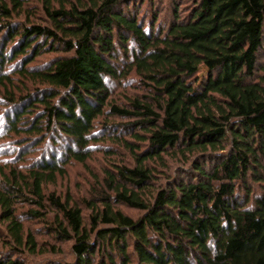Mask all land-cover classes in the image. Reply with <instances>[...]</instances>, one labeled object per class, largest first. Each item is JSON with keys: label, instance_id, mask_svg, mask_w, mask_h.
Masks as SVG:
<instances>
[{"label": "trees", "instance_id": "16d2710c", "mask_svg": "<svg viewBox=\"0 0 264 264\" xmlns=\"http://www.w3.org/2000/svg\"><path fill=\"white\" fill-rule=\"evenodd\" d=\"M37 1L48 25L22 21L28 0H0V101L8 135L30 139L14 156L58 151L0 164L8 251L50 252L18 215L26 204L23 217L56 212L51 229L73 241L70 264H264V0H199L185 18L175 6L165 30L153 0ZM45 53L55 56L33 67ZM201 67L209 75L196 86ZM133 74L148 96L120 107L109 85ZM110 118L134 120L120 130L145 147L121 141L135 166L106 172L86 220L45 187L87 162ZM169 158L182 167L158 185Z\"/></svg>", "mask_w": 264, "mask_h": 264}, {"label": "rangeland", "instance_id": "374dc122", "mask_svg": "<svg viewBox=\"0 0 264 264\" xmlns=\"http://www.w3.org/2000/svg\"><path fill=\"white\" fill-rule=\"evenodd\" d=\"M28 2L30 3V9L28 8V12L31 17L30 19H27L26 14L25 16H23L22 21L29 24L48 25L46 16L42 11V7L38 3V1L28 0ZM198 2L199 0H153V6L155 8L154 12L158 13L159 18L157 26L162 27L164 30L166 29L169 21L172 19L175 13V6L178 7L179 15L185 18L190 14L193 7ZM54 56V54L45 53L41 58H38L36 63L32 66L39 68L46 66L50 63ZM118 57L121 58V54H119ZM208 75L209 70L206 67H201L198 69V74L193 77L191 83L196 86L202 85L204 81L207 80ZM14 81L16 82L18 81V79L14 78ZM109 86L112 92V101H114L120 107H126L127 101L130 98L138 97L142 99V97H144L145 95L148 96V91H146L142 87L134 74L129 80H126L121 84L114 82ZM6 106L7 105L2 104V102L0 101L1 165L5 166L9 162L14 163V161L17 159L16 164H20L21 166H23L24 162L29 164L33 160L35 161L39 158H42L45 150L49 153L58 151V148L52 149V146L50 145L46 147L45 145H43L41 146V148L43 147L42 149L38 148L35 151L31 152L30 157L25 161H21L17 158V156H14L13 150L15 149V147L24 145L26 142L30 141V139L29 137L18 138L8 135L7 130L5 129L6 127L4 122ZM132 122L135 121L124 120L120 118H110L106 120L103 119L102 121H100L99 125L97 126V137L100 142L99 144H92L93 149L90 151V158L87 160V162L85 164L73 162L67 165L65 167L64 176H59L56 179L55 183L47 185L45 187V194L47 196L50 194H55L56 196H59L63 201L69 200L72 205H76L82 209L84 215L86 216V220H88L87 216L90 214L88 203L100 202L98 196L101 195L100 189H102L104 178H106V172L112 170L114 164L128 167L135 166L132 151L124 146L123 142L121 143V141L127 140L128 143L133 144L135 148L136 145L140 148L145 147V145H141V143H137L136 140H133V138H131L129 132L132 133V131H128L125 133L123 130H120L121 127H123L124 129V126L126 124H130ZM137 132L139 131L137 130L134 133ZM166 162L167 167H158V170L155 172V181L158 182V185L164 184V182L167 180V178L165 177L175 175L176 171L182 167L180 161L172 160V158L167 159ZM185 166L187 167V165ZM185 166L184 168L186 169ZM31 207L32 205L20 204L18 215L22 216V221L25 223L26 227L35 233L38 243L41 245L45 244V247L50 250V252L33 257H22L19 255H14L12 252L8 251L10 250V247L9 245H7V243H5L7 242V239H4L6 236L4 225L0 224V257L2 256L6 260H14L15 258H18L17 260L20 264L72 263L74 260V256L72 254L73 241H60V239H57V237H55L56 235L53 229L55 228L56 212H49L46 218L43 220L23 217V214H26L27 210H29ZM119 208H121L124 213L133 218H138L142 214L124 206H121ZM59 220H63V218L59 216ZM52 247H54L55 250L58 251V254L52 253Z\"/></svg>", "mask_w": 264, "mask_h": 264}]
</instances>
